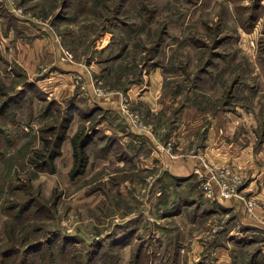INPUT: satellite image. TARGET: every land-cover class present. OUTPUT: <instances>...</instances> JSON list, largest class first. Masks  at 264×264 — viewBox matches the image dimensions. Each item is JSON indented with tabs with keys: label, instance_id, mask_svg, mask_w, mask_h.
<instances>
[{
	"label": "rangeland",
	"instance_id": "1",
	"mask_svg": "<svg viewBox=\"0 0 264 264\" xmlns=\"http://www.w3.org/2000/svg\"><path fill=\"white\" fill-rule=\"evenodd\" d=\"M113 93L124 120L94 101ZM196 117L188 153L220 123L226 160L208 176L230 170L237 201L139 168L152 136L126 124L172 156ZM66 120L52 173L39 155ZM75 129L95 134L78 176ZM262 189L264 0H0V264H264Z\"/></svg>",
	"mask_w": 264,
	"mask_h": 264
},
{
	"label": "crops",
	"instance_id": "2",
	"mask_svg": "<svg viewBox=\"0 0 264 264\" xmlns=\"http://www.w3.org/2000/svg\"><path fill=\"white\" fill-rule=\"evenodd\" d=\"M27 30V31H26ZM26 30H24L27 34H34V31L32 29L27 28ZM36 40V39H35ZM19 42L15 43V46L17 48H20V45L18 44ZM33 44H35L33 42ZM40 51V50H39ZM38 51L35 52L34 54H26L24 56H20L16 57L15 59H22L24 61V58H26V61H32V60H36L37 59V55H38ZM16 54V53H15ZM46 83V82H44ZM41 87H44V91L50 95L51 94V87H49V83L47 82V84H43L41 85ZM149 93V92H147ZM155 95V96H154ZM152 98H150V103L151 105L155 106L154 102L156 103V100H158V95L154 94ZM146 96V93H145ZM137 97V96H136ZM134 98L136 100H138L137 98ZM123 97L120 96L118 93H113L111 94V96H109L108 99L106 100H94L97 102V104L101 105L102 108H104L105 110H108L110 112V114H113V111L116 113H119L122 117V113H121V109L120 108V103L122 102ZM144 100V98H141ZM100 101V102H99ZM139 101V100H138ZM99 102V103H98ZM92 103V102H91ZM93 105H96L94 102L92 103ZM122 119L124 120V117H122ZM114 122V121H113ZM109 123V122H104V124L106 126H104V124L102 125L103 129L107 132V133H112V132H117V124L119 122H115V123ZM187 125L186 129H188L187 131V138L188 140H186V138L184 137V134L175 136L173 139L175 140V147H176V151L178 150L177 153H175V155H169L167 152H165L162 148L161 145H159L160 142L156 141L154 133H145L142 132L138 127H134V128H130L128 125L126 124L128 129H131L130 132L137 135L138 137L141 136H152L149 137V140L153 141L154 147L150 146V151L148 152H142L141 151V163L139 164V168L141 170H148L151 171L153 169L156 168H163L164 170L168 171L170 174H172L174 176L175 179H178V177L180 178H190L192 176H199V178H204L207 177L208 175L211 174L210 171V167L212 166H220L221 164L225 163L226 160V154H225V150H226V146L223 142L224 139V129L217 125L215 126V124L213 125L212 129L210 130V140L214 141L211 142L210 140L208 141L207 146L201 147L196 149V152H194L192 154L188 153L189 149L193 146V141L196 142V136L198 135V131L200 130V128H198V118H192L187 120ZM217 127H219L218 130ZM221 127V128H220ZM119 128V127H118ZM216 128V129H215ZM183 130V128L181 129ZM213 130V132H212ZM219 131V132H218ZM77 133V129L74 130V134ZM144 139V138H143ZM143 141V140H142ZM206 141V142H207ZM214 144L212 146H209L210 144ZM66 145V143H65ZM190 145V146H189ZM192 145V146H191ZM189 146V147H188ZM138 150H142L143 148L140 147L139 145V140H138ZM213 147V148H212ZM147 147H145L146 149ZM73 149V147H72ZM193 150V149H192ZM191 150V151H192ZM198 150V151H197ZM186 151V152H185ZM73 152V150H72ZM250 152L251 149L250 148H246L242 151V153H249L250 156ZM146 153V155H142ZM238 154V153H237ZM244 154H242L243 156ZM248 156V157H249ZM244 158V156H243ZM242 158V159H243ZM240 159V158H239ZM241 162H237V164L234 162L235 167H239L241 168ZM212 165V166H211ZM238 165V166H237ZM224 166V165H223ZM260 195H264V189L261 190ZM263 197V196H262ZM237 201V200H236Z\"/></svg>",
	"mask_w": 264,
	"mask_h": 264
},
{
	"label": "trees",
	"instance_id": "3",
	"mask_svg": "<svg viewBox=\"0 0 264 264\" xmlns=\"http://www.w3.org/2000/svg\"><path fill=\"white\" fill-rule=\"evenodd\" d=\"M258 4V2H257ZM57 126V125H56ZM58 132H55L57 131ZM67 129H68V124L67 120L63 121L57 128H51L49 131L50 133H55V140L54 144L52 143V139H44L46 142V148L47 151L49 149V153H41L39 155V158H41V161L43 160V166H50V171L53 173L55 170L54 162L55 160L61 156V147L63 141L66 139V134H67ZM95 139V134H90L87 133V131H82L77 133L75 137L72 139L73 147H74V161H75V166L74 169L72 170L73 174L72 176H78L81 175L84 172V169L86 168L87 164L89 163V155L87 152V147L88 145L93 142ZM51 141V142H50ZM129 241V239H127ZM41 244L31 246L34 247V249L40 247ZM36 247V248H35ZM27 253H29V250H27ZM113 263L117 264V260L113 255ZM20 264H27V262H22ZM54 264V263H52Z\"/></svg>",
	"mask_w": 264,
	"mask_h": 264
},
{
	"label": "built area",
	"instance_id": "4",
	"mask_svg": "<svg viewBox=\"0 0 264 264\" xmlns=\"http://www.w3.org/2000/svg\"><path fill=\"white\" fill-rule=\"evenodd\" d=\"M67 56L71 57L70 54ZM136 124L142 127L141 123L136 122ZM236 181L237 178L230 170H222L218 175L206 177L203 190L209 198L216 201L237 200Z\"/></svg>",
	"mask_w": 264,
	"mask_h": 264
}]
</instances>
